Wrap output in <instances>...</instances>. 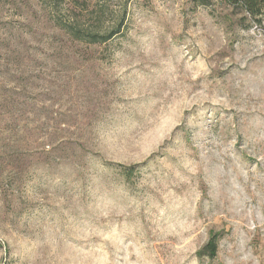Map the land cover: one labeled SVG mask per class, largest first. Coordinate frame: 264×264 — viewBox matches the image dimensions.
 Masks as SVG:
<instances>
[{"label":"rangeland","instance_id":"obj_1","mask_svg":"<svg viewBox=\"0 0 264 264\" xmlns=\"http://www.w3.org/2000/svg\"><path fill=\"white\" fill-rule=\"evenodd\" d=\"M56 1L0 0V264H264V22L92 0L88 44Z\"/></svg>","mask_w":264,"mask_h":264},{"label":"trees","instance_id":"obj_2","mask_svg":"<svg viewBox=\"0 0 264 264\" xmlns=\"http://www.w3.org/2000/svg\"><path fill=\"white\" fill-rule=\"evenodd\" d=\"M47 3L46 0H43ZM198 5H207L209 0H193ZM56 0L47 3L52 7L54 13L58 9ZM64 3L61 9L62 15H55L56 25L68 34L73 40L88 44H104L115 36L122 34L123 24L120 22L115 29L103 31L100 29L102 17L105 15V5L90 7L92 0H60ZM229 5L241 8L247 17H251L254 22L262 25L264 22V0H228ZM91 20V21H86ZM102 21V22H100ZM100 26V27H99ZM217 241L207 245L210 255L217 251Z\"/></svg>","mask_w":264,"mask_h":264}]
</instances>
